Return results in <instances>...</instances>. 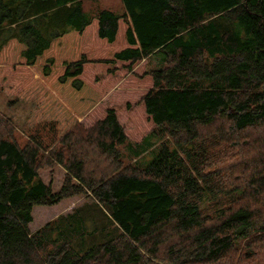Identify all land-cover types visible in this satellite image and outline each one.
<instances>
[{"label":"trees","instance_id":"1","mask_svg":"<svg viewBox=\"0 0 264 264\" xmlns=\"http://www.w3.org/2000/svg\"><path fill=\"white\" fill-rule=\"evenodd\" d=\"M82 1L0 0V264H264V0Z\"/></svg>","mask_w":264,"mask_h":264},{"label":"rangeland","instance_id":"2","mask_svg":"<svg viewBox=\"0 0 264 264\" xmlns=\"http://www.w3.org/2000/svg\"><path fill=\"white\" fill-rule=\"evenodd\" d=\"M82 4L88 12V15H93L97 12V10L103 8L120 11L123 6L121 0H83ZM32 107L33 102L16 99L13 95H5L0 91V113L9 119L12 123V127H14V129H16L17 132L21 133L23 136H26L31 129L25 123V118ZM120 149L123 152V159L128 161L129 157L126 154L125 146H120ZM62 174V170L58 169V167L53 169L52 173H49L48 169H43L41 171L43 180L45 182H52L51 185L53 190L58 189L61 185ZM84 202H87L84 196L76 195L65 198L59 203L51 206L35 205L32 209L33 219L29 223V227L31 230H35L45 222L56 218L60 214L70 212L74 207L80 206L84 204ZM92 211L94 218L97 220L96 227H98L99 230H102L103 227L109 226V219L106 215L105 209L93 205ZM86 241L88 242L89 239L86 238Z\"/></svg>","mask_w":264,"mask_h":264}]
</instances>
